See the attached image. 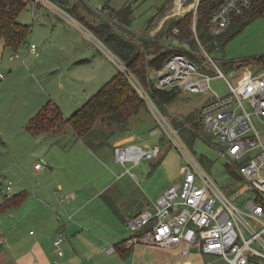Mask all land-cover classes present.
I'll use <instances>...</instances> for the list:
<instances>
[{
    "label": "rangeland",
    "instance_id": "374dc122",
    "mask_svg": "<svg viewBox=\"0 0 264 264\" xmlns=\"http://www.w3.org/2000/svg\"><path fill=\"white\" fill-rule=\"evenodd\" d=\"M105 2L109 10L116 12L122 7L129 8L131 10L130 24L114 22L113 27L115 26L114 29L117 31L125 30L139 36L147 35L150 28L155 27L163 19L169 7L173 6V0H80L78 7L82 5L80 11L89 20L94 21L100 19V16L93 12L92 7ZM35 10L40 17L34 21L32 16L34 8L27 3L18 15L17 21L31 25L27 42L36 45L37 53H30L28 44L21 45L16 50L20 57L10 60V56L15 52L3 48L0 41V72L5 74V77L0 79V139L22 145L14 158L21 160L22 164L30 170L35 160L43 159L40 158L38 149L45 147L44 141L40 142L39 138L25 129L27 120L36 109L34 107L43 105L51 94L62 101L66 106V115H70L72 107L79 101H84L86 93L91 91L94 93L102 83L119 70L117 60L109 51L111 49L109 47L107 49L102 39L94 32L92 33L86 25L87 31L83 33L56 15L54 16L59 19L49 22L47 15L53 16V14L42 7H37ZM109 13L110 11H107L106 15L109 16ZM88 23L91 22L88 21ZM52 25L54 30H51ZM192 34L191 29L189 35L191 39L187 38L185 42H180L174 36L171 38L164 36L162 39L164 44H172L204 55L203 50L197 46L195 38H192ZM216 41L224 42V45L220 49L208 46L204 49L216 61L225 76L235 83L237 75L230 76L227 71L230 66L227 67L223 63L236 64L237 61L264 56V14L247 19L243 28L229 27L226 33L218 35ZM96 43L103 44L104 50ZM80 59H87L90 63L79 64L77 61ZM149 73L153 80L154 71L151 70ZM210 87L217 93L227 90L226 82L222 77L211 79ZM211 93L181 91L177 98L167 105L164 113L165 120L175 130L179 139L163 121L172 140L150 108L142 107L136 115L129 118L125 128L114 130L105 144L99 147H94L96 143L92 145L94 156L99 160L92 162L90 159L88 164L83 163V165L87 164L89 170L93 168L96 180H104L106 176H109L108 179L113 182L111 191L115 193V203H128V210L135 212L138 209L151 207V203L155 202L166 188L180 180V167L185 164V159L179 148L184 154L185 146L193 152L202 169L226 194L231 199H235L238 206L244 207L252 193H239L236 180L226 168L227 163L232 161L225 155V144L206 129L200 118V107ZM253 122L255 127L262 131L264 141V123L256 117H253ZM154 129L157 130V134L150 133ZM96 131L98 132L99 129ZM68 132L71 134V131ZM94 135L93 131L89 137L90 141L94 140ZM128 135H133V142L142 148L158 144L161 149L159 157L141 160L137 164L125 162V166L116 163L111 144L115 139ZM51 145L52 148L47 145L46 152L50 157H55L56 145ZM9 154V149H4L0 144V158L7 157ZM125 167H128V171L123 173L125 175L115 180L112 173L118 174L124 171ZM262 175L264 176V173ZM98 185L99 183H96L95 187L97 188ZM119 222L120 235L123 234L124 238L130 237L131 231L121 219ZM133 246L125 261L120 264H227L219 256L205 254L201 249L182 255L183 247L171 249L143 243Z\"/></svg>",
    "mask_w": 264,
    "mask_h": 264
},
{
    "label": "built area",
    "instance_id": "2783aa9c",
    "mask_svg": "<svg viewBox=\"0 0 264 264\" xmlns=\"http://www.w3.org/2000/svg\"><path fill=\"white\" fill-rule=\"evenodd\" d=\"M25 1L34 8V21L40 17L35 8L42 7L79 30L87 31L83 22L55 0ZM220 1L207 19L213 35L223 33L232 19L245 14L256 0ZM199 3L200 0H173V6L165 12L163 21L192 13V38H195L204 55L190 49L187 52L172 53L160 69L154 70L153 83L160 89L176 88L180 92L203 94L212 92L200 107V118L206 129L225 144V155L233 162H242L237 170L241 178L236 180L239 193L252 194L244 207L238 206L235 199H231L202 169L193 152L183 145V154V150L175 143L185 159V164L180 167V180L166 188L151 203V207L142 209L128 219L127 226L130 229L140 230L132 233L125 243L128 247L138 243L171 249L183 247L182 255H188L192 248H196L205 254L219 256L227 264H264V141L262 131L253 122V117H256L264 123V66L242 65L228 70L230 76L237 75L235 83H232L208 55L205 45L198 38L195 23ZM93 10L104 18L119 23L116 18L106 15L109 7L104 3L94 6ZM172 32L178 33L179 28L174 27ZM27 44L30 53H37L34 43ZM109 51L117 60L119 70L127 77L169 137L173 140L163 121L178 138L148 91L117 55ZM19 57L17 52L11 55V58ZM4 77L5 74L0 72V79ZM216 77L225 80V92L217 93L210 87L211 79ZM150 133L157 134V130H151ZM160 151L158 144L142 148L136 143L126 142L115 146L114 156L120 164H137L141 160L159 157ZM35 167L42 168L43 164L36 162ZM10 189V182L0 186V197H9ZM59 199L64 202L66 196L61 195ZM63 241L62 234H58L53 240L60 255L63 253ZM112 250L114 247L110 246L108 251Z\"/></svg>",
    "mask_w": 264,
    "mask_h": 264
},
{
    "label": "crops",
    "instance_id": "0c3cea01",
    "mask_svg": "<svg viewBox=\"0 0 264 264\" xmlns=\"http://www.w3.org/2000/svg\"><path fill=\"white\" fill-rule=\"evenodd\" d=\"M81 7L82 5L79 6V11ZM93 12L98 14L94 10ZM80 13L91 23L106 19L98 14L100 19L93 21L81 11ZM109 15L114 18L111 12ZM47 16L49 17L47 20L51 23L54 19L55 21L59 19L54 15ZM164 22L161 19L155 27L150 28L147 35L142 37L159 40L158 42L164 47L180 50V47L163 43L160 32ZM50 27L54 30V25ZM96 44L104 50L103 44ZM106 47L108 48L107 45ZM9 59L15 58L10 56ZM77 63L87 64L90 61L80 59ZM151 70L154 71L150 68L148 72ZM91 92L84 95V101H79L72 107L70 115L95 93ZM47 98L54 100L52 101L57 104L64 116H70L66 115V106L60 99L51 94ZM41 106L34 107L36 109L30 116L32 117ZM68 131H71V134H68ZM31 135L45 143V147L38 149L40 158L43 159L35 160L31 170L22 164L21 160L14 158L22 145L0 139L1 146L10 151L7 157L0 158V186L11 183L8 197L11 199L21 192H27L25 199L19 205H10L7 197H0V264H120L124 262L134 246L127 249L125 243L127 237L124 238L125 236L119 233V219L127 226V220L143 208L131 212L128 210V203H115V193L111 191L113 182L108 179L109 176L104 180H96L93 168L91 170L88 168L90 159L95 162L99 158L94 156L95 152L91 147L74 136L69 126L60 132H45L38 137L33 133ZM133 141V135L115 139L111 144L113 156L117 144ZM51 144L56 145L55 157H50L46 152L47 145L52 148ZM36 162H41L43 167L36 168ZM115 162L119 163L116 159ZM83 163L87 164L83 165ZM127 171L128 167H125L124 171L112 174L115 180H119ZM96 183H99L97 188ZM61 195L66 196V201H60ZM127 228L131 231L130 235L135 232L128 226ZM58 234L64 236L61 255L53 245V240ZM110 246H113L114 250L108 251Z\"/></svg>",
    "mask_w": 264,
    "mask_h": 264
},
{
    "label": "trees",
    "instance_id": "16d2710c",
    "mask_svg": "<svg viewBox=\"0 0 264 264\" xmlns=\"http://www.w3.org/2000/svg\"><path fill=\"white\" fill-rule=\"evenodd\" d=\"M55 1L90 28L92 33L94 32V34L102 39L148 91L164 114L167 105L177 98L180 90L176 88L160 89L156 87L148 70L150 68L154 70L160 69L165 59L176 51H187L182 48V50H174L164 47L158 42L159 40H150L142 36L133 35L125 30L117 31L114 29L115 26L113 27L114 22L107 19L100 20L98 23H88L79 11L78 5L80 0ZM220 2V0H200L197 8L196 22V31L201 42L205 46L211 48L218 47V49L224 45V42L219 43L216 41L218 35L226 33L231 26H236L237 29L243 28L247 19L255 15L264 14V0H256L245 14L234 17L223 33L213 35L210 33L207 19L211 12L219 6ZM104 4L108 6L106 2ZM26 5L27 2L25 0H0V41L3 44V48L16 52L21 45L28 43L31 25L17 21L18 15ZM109 11L120 23L124 25L130 24L131 10L129 8L122 7L117 12L113 10ZM191 17V13H188L178 19L172 18L166 20L167 22H164L160 36L162 38L164 36H174L180 42L191 39L189 38ZM174 27H179L178 33L172 32ZM122 29L124 28L122 27ZM223 64L227 67L230 66V68H227V71L242 65L261 67L264 66V56L237 61L236 64L234 62H225ZM142 107H146L145 102L127 77L121 71H117L70 116H64L57 104L52 100H48L27 121L25 129L35 135H40L45 132H60L66 126H69L77 139L83 140L89 147H92L95 143L96 146L94 147H99L108 140L114 130L125 128L129 118L136 115ZM96 129H99V131L97 132ZM93 131L95 132L93 136L94 140L90 141L89 137ZM231 163H227L226 168L234 180H239L241 177L237 170L242 162L232 161ZM26 195L27 192H21L12 199L7 198L10 205H19ZM127 249L129 250L131 247Z\"/></svg>",
    "mask_w": 264,
    "mask_h": 264
},
{
    "label": "water",
    "instance_id": "95a60500",
    "mask_svg": "<svg viewBox=\"0 0 264 264\" xmlns=\"http://www.w3.org/2000/svg\"><path fill=\"white\" fill-rule=\"evenodd\" d=\"M193 251H196L197 249L196 248H192Z\"/></svg>",
    "mask_w": 264,
    "mask_h": 264
}]
</instances>
